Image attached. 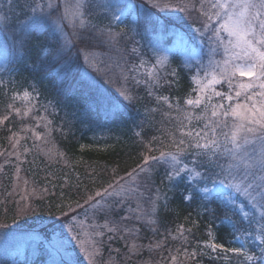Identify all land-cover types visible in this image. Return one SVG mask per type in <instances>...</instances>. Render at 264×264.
<instances>
[{"label":"trees","instance_id":"trees-1","mask_svg":"<svg viewBox=\"0 0 264 264\" xmlns=\"http://www.w3.org/2000/svg\"><path fill=\"white\" fill-rule=\"evenodd\" d=\"M36 1L0 0V13L2 16H7L11 22L10 28L0 33V117L5 115L9 117L0 124V161L3 157L12 161L5 165L3 173L16 166V162L22 166V169L24 167L28 180H33L35 186L45 188L49 193L37 200L35 205L33 204L32 212L38 221L56 223L63 217H69V222L70 216L73 215V212L68 213L70 207L74 209V213L83 211L95 200L100 199L96 196L97 192L103 194L105 189L111 192L112 188H109V185L118 189L126 179L142 174L145 180L136 182L133 188L139 187L143 190L145 200L151 205L152 200L159 196L156 200L155 213L151 208L148 213H134L132 211L134 205L130 204V208H126L127 199L123 195L105 198V201L111 199L109 203L105 202L111 206L110 210H91L94 211L92 224L89 225L91 235L96 231L104 233L103 236H94V239L100 242L101 253L97 256L99 264H106L109 258L114 264L237 263L241 260L237 254L219 249L213 253L211 249L203 247L204 243L212 241L217 245H224L225 249L241 246L243 238L234 239L235 233L224 219L226 215L231 217L238 229L252 231V235L247 238L249 254L256 257L264 255L261 253L260 240L255 238L257 235L255 230L259 223L264 221H259V217L254 216L251 210H249L250 218L257 222L248 223L242 220L240 213L247 208L246 201L237 197L240 206L233 209L224 208L213 201L210 205L204 204L203 207H210L214 211H205L201 214L202 201L199 196L191 202L183 200L181 193L189 187L183 178L174 183H169L165 179L169 170L168 164L149 161V170L139 171L138 166L142 165L145 156H159L162 151L176 152V145L179 144L180 139L186 142L185 145H180L185 149L180 158L185 163L193 159V152L196 151L191 146L193 141L186 135L182 136L179 128L184 126L186 131L202 129L205 120H197L195 117L204 112L205 105L209 103L206 98L199 107L185 104L186 99H191L195 95L196 86L192 80L194 68L186 67L182 63L181 55H174L170 64L175 66L176 74L172 75L166 71L163 76L168 79V83L154 86L151 90L148 82L140 80L138 74L135 79L130 78L131 81L129 79L125 81L124 75L121 74L122 64L118 56L111 58L109 62L99 59L100 71L98 73L93 69L90 71L94 76L99 77L97 80L100 89L107 95L118 97V92H113L112 89L124 84L128 86L134 97L119 118L106 116L100 106L93 103L94 97L88 92L81 88L71 89L67 85L61 88L49 75L52 65L48 61L51 59V54L48 60L42 61L41 49L45 46L55 49L57 45L56 42L48 40L47 34L34 35L25 44V55L22 59H17L13 55V40L19 39L18 36H13V30L29 14L28 8ZM135 5L134 9L139 8L137 4ZM89 12L93 24L98 26L108 22V17L103 16L95 7H90ZM138 12L139 10L136 11V17ZM155 13L157 14L155 19L158 21L155 33L152 29L145 31L143 25L139 28L138 34L129 33L131 39L134 37V43L138 38L141 39L143 43L141 51L154 44L175 42V36L178 35L184 46L194 43L191 31L184 30V35L178 30L177 25L166 20L163 22L161 15ZM129 25L130 20L127 18L116 25V28L128 33ZM126 55L129 60L127 64H130L133 54L126 52ZM135 58L134 63L137 65L138 57ZM73 72L72 79L75 80L77 78L75 66ZM132 81L139 82L134 85ZM25 89L31 93L28 100L23 96L13 100L14 93L22 94ZM153 92L170 98L169 102L177 104L178 107L165 100H157L158 95H153ZM214 98H217L216 102L219 101L218 97L212 99ZM212 99L211 104H216ZM222 101L224 102L223 99ZM124 103L128 104L127 101ZM9 104L20 109V114L17 115L15 111L9 109ZM227 105L225 104V108ZM25 112L28 114L24 115ZM210 112L209 107V115ZM185 113L193 114L190 123L184 119ZM228 120L230 123V117ZM43 126L46 127L43 129ZM32 129L48 134L59 152L58 158L51 160L44 155L42 148L34 143V136L30 134ZM20 131L24 139H21L16 148L17 153L7 154L10 138ZM217 162L226 164L227 159L218 158ZM189 167H192L190 163ZM204 167L206 169L207 164ZM129 173L132 175H128ZM1 177L5 179L3 174H0ZM8 183L9 180L5 179L0 188L7 186ZM11 206L8 197L0 193V226H3L0 227V264H51L49 253L53 252V248L43 239H33L35 237L24 239L26 234L37 233L41 235L40 238L47 240L50 236L47 228L39 227L27 215L22 218L17 217ZM138 215L143 221H138ZM149 216L155 220V223H147ZM122 217L128 218L121 219ZM110 220L117 224L116 232L106 231L103 227L105 221L109 223ZM128 221L133 222L127 224L125 228L138 231L125 232V228L121 229L122 224L119 223H128ZM95 225L101 227L96 228ZM80 226L78 225L75 231H85V228L81 230ZM180 226H183V230ZM133 244L137 247L130 251ZM14 245L18 246V250L13 257H10L7 248ZM127 248L129 252H126ZM60 258V256L56 257L57 260ZM241 261L243 262V259ZM254 264H259V261Z\"/></svg>","mask_w":264,"mask_h":264},{"label":"snow or ice","instance_id":"snow-or-ice-1","mask_svg":"<svg viewBox=\"0 0 264 264\" xmlns=\"http://www.w3.org/2000/svg\"><path fill=\"white\" fill-rule=\"evenodd\" d=\"M205 0H201L203 8ZM211 9L208 12H202L206 17L203 24L204 31L212 32L209 37V66L214 71L212 79L205 86L213 90L215 96L221 97L228 101H233L232 95H227L222 92L215 91L213 86L226 81L230 91L235 84V97H243L250 102H237L229 104L225 108L224 104H211V96H208V104L205 105V110L200 115L196 116L197 120H205L204 127L196 130H185L184 126L179 128L182 136H187L192 139L193 159L189 163H185L180 157L185 149L180 145H185V140L180 139L176 145V152H160L159 156H145L142 165L138 166L140 172L148 171L149 161L163 162L169 165V170L166 172L165 179L169 183H174L176 180L183 178L184 182L189 185L186 191L181 195L185 202H191L196 196H199L202 204L201 214L205 211H214L212 208H204V204L210 205L213 201L219 203L222 207L233 209L239 208L240 202L237 197L246 201L247 208L242 211L241 218L248 223H256L253 218H250V211L254 216L259 217V221H264V0H210ZM148 10L144 11L143 6L137 14L135 21H130L128 33L138 34L139 28L143 25L145 31L152 29L153 32L158 28V21L151 13V9L161 7V0H147ZM90 7H96L107 16L112 10V0H47V3H33L28 8V15L19 22L16 29L13 30V36H18L19 39L13 40V55L17 59H22L25 55V44L35 35L44 36L50 42H56V48L53 49L45 46L41 49V60H48L51 54V59L48 61L52 65L49 75L54 81L63 88L67 85L71 89L81 88L94 97L93 103L98 104L104 111L106 116L119 118L128 108L134 97L130 90L121 85L118 97L107 95L99 87V82L92 74L93 69L97 73L100 71L98 67L99 61L94 59V48L89 45L93 41L99 40L101 36L105 38L103 42L114 43L120 33L112 31L111 27L100 28L93 24L89 12ZM163 7H171L169 4H164ZM179 7V6H177ZM136 8L134 3H129L127 9ZM59 9L56 16L52 15L54 10ZM181 12L187 11L185 7H179ZM23 11V9H22ZM120 16H112L109 18L110 24L122 23L121 17L124 15L125 7L118 9ZM69 23V27L73 29L72 35L80 41L83 47L76 49L72 39L65 31L64 25ZM215 21V27H213ZM11 22L7 16H0V33L5 29L10 28ZM95 30L94 32L91 30ZM83 31L84 34H81ZM196 31H201L197 28ZM123 32V30H122ZM222 33L227 35V40L222 36ZM136 48L132 49L135 53ZM222 51L223 59L215 60V56ZM155 68H163L167 64V56L154 52ZM90 57H93V62H90ZM191 57L185 61L186 67H191ZM82 60V63L80 62ZM148 62L141 59L140 65H133V69L139 70ZM77 69L75 73L76 79L73 80V68ZM203 67V65H202ZM172 75H175L173 69ZM217 74L219 79H217ZM246 77L247 82L235 79L237 77ZM152 78V83H159V76L155 72L149 73ZM125 81L127 76H124ZM194 81L196 77H193ZM139 82V81H137ZM258 89V91H255ZM21 96L25 100L31 97V93L27 89L21 94L16 92L13 94V100L20 99ZM122 98V99H121ZM159 99L167 101V97H159ZM127 101L128 104H125ZM204 103V98L198 93L197 98L186 99L185 104L188 106L199 107ZM171 107V105H169ZM178 107V105H177ZM211 108L210 115L208 109ZM8 108L20 114V109L14 108L13 104H9ZM28 113L25 112L24 115ZM191 113H185L184 119L189 123L192 120ZM231 117V123L228 118ZM9 117L5 115L0 117L2 124ZM179 119V118H178ZM37 139L40 138L36 134ZM11 139V138H10ZM15 146V145H14ZM203 157L204 159H199ZM218 158H226V164L217 162ZM207 164L205 169L204 165ZM182 165V166H181ZM199 169V170H198ZM216 169V171H213ZM128 175H132L129 173ZM112 191L104 190V193L97 192L96 196L100 199L95 200L90 207L96 211L110 210L111 206L105 203V198L109 196L132 195L135 189H116L109 185ZM157 195L153 200V213L157 210L156 200ZM26 199V198H25ZM92 199L91 197L89 198ZM167 197L165 196V200ZM123 203V200L120 202ZM139 210V205H138ZM32 211L30 206L22 207L18 210V215L27 214ZM122 217L121 219H127ZM140 215L137 219H141ZM235 233L234 239L241 240V246L237 248L225 249L224 245H217L214 241L204 243L203 247L211 249L215 253L218 249L224 252H231L243 257V264H254L257 260L259 264H264V255L256 257L249 254L247 250L248 237L252 235V231L238 229L235 222L229 216L224 217ZM147 223H155L151 216L148 217ZM3 227V226H0ZM96 228L101 227L95 225ZM103 227L106 231L116 232V226L108 227V222L105 221ZM183 230V226H180ZM72 231L71 228L68 229ZM125 232L138 231L135 229H124ZM256 239L261 242V253H264V223H259ZM94 236H103L104 233L96 231ZM72 240L80 241V234L71 238ZM100 242L91 240L88 247H85L83 242H80V251L85 254L89 260V264H96L95 257L101 253L99 247ZM137 245L133 244L130 251L135 250ZM71 242L66 238L59 242V246H53V252L49 253L51 264H77L72 256ZM89 248L91 251H89ZM193 256L195 253L192 254ZM60 256V260L56 257ZM175 260V257H173ZM106 264H113L111 258Z\"/></svg>","mask_w":264,"mask_h":264},{"label":"rangeland","instance_id":"rangeland-1","mask_svg":"<svg viewBox=\"0 0 264 264\" xmlns=\"http://www.w3.org/2000/svg\"><path fill=\"white\" fill-rule=\"evenodd\" d=\"M40 2L47 3V0H37L36 1V3H40ZM130 2L137 4L139 8L127 9V5ZM72 3L74 4L75 0H72ZM112 4H113V8L107 14L108 22L103 25H98L97 27H100V28L111 27L112 31L116 33H120V35L117 37V40L114 43L103 42L105 38L101 36L99 40H95L92 42V44L89 45L90 48H94L95 50L93 54L95 61L102 59L104 61L109 62L111 61V58H117L118 56V59H120L121 64H122L121 74H123L124 76L126 75L127 79H129L130 81L132 78L135 79L136 74H138L141 77L140 80H142L143 82L147 81L149 85V89L152 90L154 86L158 87L162 84L168 83V79H166V77L163 75L164 73H166V71H169L170 74L172 73L175 66H172L170 62L172 61V58L174 55L176 54L181 55L183 64H185V61L189 60V58L191 57L192 58L191 65L194 68V73L192 77H196V80L199 81V83H197L192 78L196 86V90H195L194 97L191 99L195 100L197 98L198 93L204 98V100L208 96H211L212 98L217 97L215 96L212 89L205 87L208 84V82L212 79V73L214 71V69L208 64L209 62L208 51H209V46H210L209 37L212 36V32L203 30V24L206 20V17L202 15V12H208L211 9L210 0H205L203 8L201 7V0H161L160 8L151 9V13H153L152 15L155 17V15H157L155 12H158V14L161 15L160 18L163 20V22L164 20H166V21H170L174 23L175 25L178 26V30H181L182 34L184 35H185L184 30L187 31L188 29L189 31H191V34L194 37V43L188 46L187 45L184 46L182 39H180L178 35V36H175V39H176L175 42L167 43V44H162V43L161 44L159 43L156 45L154 44L152 47L147 48L146 49L147 51L146 50L141 51V48H142L141 45H143V43L141 42L140 38L135 40V43H134V40H133L134 37L133 39H131L129 37L130 36L129 34L125 35L124 34L125 32H121V29L116 28V25H119V23H115V24L109 23L110 17L121 15L118 9H120L122 6L125 7V12H124V15L121 17V19L124 21V19L128 18L130 21H135L137 19L136 11L137 10L140 11L141 6H143L144 11L148 10L147 0H112ZM164 4H169L171 5V7L165 8L163 7ZM177 6L185 7L187 11L181 12L179 10V7ZM96 9L103 16H105L101 10H99L98 8ZM58 11L59 9L54 10L52 12V15L56 16ZM1 14L2 13H0V16H2ZM69 23H71V19L69 20L68 23H65L64 25L65 31L67 32L68 36L72 39L75 45V48L79 49L83 47V45L80 41L76 39V37L72 35L73 29L69 27ZM128 27H130V25ZM213 27H215V21H213ZM197 28L201 29V31L199 32L196 31ZM91 31L94 32L95 30L93 29ZM81 34H84L83 31H81ZM222 36L225 40L228 39L226 34L222 33ZM6 37L8 38L7 35ZM145 45L147 47V44ZM133 48L137 49L135 53L132 52ZM73 51H75V49H73ZM126 52L133 54L132 60H130V64H127V61L129 60H127L128 57L126 55ZM154 52L166 55L168 58L166 66L163 67L162 69L161 68L154 69L152 67L155 64V57L153 54ZM4 55L7 56L6 53H4ZM135 56L138 57L137 65L141 64V59L147 61L148 63L145 64L143 67L139 68V70L133 69L132 66L135 65L134 63V60L136 59ZM89 59H90V62H93V57H90ZM123 59H125L126 61L124 62ZM222 59H223V56H222V51H221L215 56V60L220 61ZM80 62L82 63V60ZM193 64H195V66H193ZM89 70H91V68ZM136 71H138V73H136ZM150 72H155L159 76L158 84L152 83V78L149 75ZM217 79H219L218 74H217ZM235 79L243 80L247 82L246 77H239L238 74ZM132 82L134 83V85L138 83L137 81H132ZM120 88H121V85L115 86L112 90L113 92H118L117 90ZM213 88L215 91L222 92L227 95H232L234 97L233 101H228L226 99H223L224 102L222 101L221 97H218L219 98L218 102H216L217 98L212 99L213 102H215L217 105L218 104H224V105L228 104L229 105V104H235L237 102H246L250 104V102L246 101L243 97H240V98L235 97V84H233V89L231 91L226 81H221V83L215 84ZM255 91H258V89H256ZM158 94L159 93L157 92H153V95H158ZM157 97H158L157 100L161 101L162 99H159V97H163V96L158 95ZM169 99L167 98L166 102H169ZM169 104L177 105L171 102H169ZM178 110H180V108H178ZM231 120L232 118L230 117V123H231ZM45 127L46 126H43V129ZM27 130H30V129H27ZM30 134L31 136H34V143L39 145L42 148L41 151L44 153L45 156H47V158L54 160L58 158V156H60L58 155L59 154L58 150L54 146L55 144L48 137V134L44 132L42 133L35 129H32ZM36 134L40 135L39 139H37ZM22 138L23 136H22L21 131L16 132L15 134L12 135L11 142L9 144L10 145L9 152H7V154L17 153L16 148L19 146V143ZM11 162L12 161L10 160V158H6V157H3V159L0 161V174H3L6 180H9V183L7 186L5 187L3 186L2 188H0V193L8 197V202L12 203L11 208L14 209V212L17 215V217L22 218L25 215H27V217L33 220L34 222H36V224L39 227L47 228V231L50 234L47 240L45 238H40L41 235L37 233L26 234L24 236V239H27L29 237H35V238L38 237L39 239H43L45 243L48 244L49 247L53 248V246H59V242L66 238V242L67 241L71 242V248L69 250L72 252V256L76 260L77 264H89V260L85 257V254L80 251V242L82 241L84 246L88 247L91 240H96L94 239V235H91V231H90L91 229L89 226L90 224H92L91 219L94 214V211L91 212L92 208L90 207V205H88L89 207H87L85 210L80 211L78 213H74L75 212L74 209L70 207L68 210V213L73 212V215L70 216L69 222H68L69 217L68 218L63 217L61 218V221L56 222V223L47 222V221L39 222L35 214L32 212L33 210L29 211L27 214L18 215V210L20 208L25 207V206H30L32 209L33 204L35 205V202L37 200L41 199L42 196L44 195H48L49 193L46 191L45 188H40L38 186H35V184H33V180H28L27 179L28 176L25 174V171L23 170L24 167L22 169V166L17 164L16 162H15L16 166H13L12 169L10 168L8 172L5 171V173H3L4 171L3 169L5 165ZM133 177L126 179L125 182L122 184V186H120L118 189L120 188H123L125 190L135 189L136 191L134 194L128 195L126 193L125 195H123L127 199V201H125V203L127 204L126 208L129 209L130 204H132L134 205V208L132 209L134 213L136 214L140 212L148 213L150 212V208L152 209L153 202L151 205L150 202L148 203L145 200L146 197L142 194L143 190H140L139 187L133 188L136 182L140 183L141 181H144L145 176L142 178V174H141V175H136ZM5 179H3L2 177L0 178V186L2 185L3 181H5ZM110 201L111 199H109L108 201H104V202L109 203ZM138 205H139V210H138ZM4 212L5 213L7 212L6 208ZM141 220L142 218L139 219L138 221H141ZM74 221H75V224H74ZM79 222L82 224H80ZM132 222L133 221H128V223L123 222L119 224H122L121 226V229H122V228H125L127 224H130ZM108 224L110 227L117 225L111 220L109 221ZM78 225H81L80 226L81 230L85 228V231H82V232L75 231V229L78 228ZM69 228L72 229L71 232L68 231ZM78 233L80 235L83 234V236L81 235L80 237V241L72 240L71 238L73 236H76ZM15 247L16 245L7 248V252H9L10 257L14 256ZM89 251H91L90 248H89ZM126 252H129L128 248ZM237 257L241 260L243 259V257L239 255H237ZM95 260H96V264H99V260L97 256L95 257ZM241 260H238L237 263H234V264H243ZM171 262H172V258H171Z\"/></svg>","mask_w":264,"mask_h":264}]
</instances>
